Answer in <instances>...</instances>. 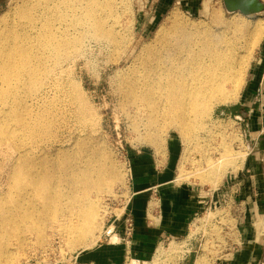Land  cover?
<instances>
[{"label":"bare ground","instance_id":"bare-ground-1","mask_svg":"<svg viewBox=\"0 0 264 264\" xmlns=\"http://www.w3.org/2000/svg\"><path fill=\"white\" fill-rule=\"evenodd\" d=\"M25 1L28 5L22 8L12 2L0 15V83L4 84L0 85V146L6 145L11 154H17L11 174L13 194L7 198L10 205L5 206L0 198V229L4 224L12 226L8 233L0 232V264H15L22 256L9 240L21 239L17 235L21 233L19 224L25 217L27 204L32 205L37 215L45 216L53 234L69 240L73 246H94L100 238L96 232L102 231L103 223L99 196L95 194L92 199L90 194L96 188L93 176L98 173L101 181H96L101 184L117 179L124 183L127 176L126 172L109 168L100 151L101 142L94 139H79L69 151L59 148L49 151L48 143L33 138L46 129L33 111L46 99L48 90L43 86L52 72L50 61L55 58L54 65H62L65 58L81 51L89 35L115 45L120 42V30L108 26L115 21L120 4H128V0ZM14 13L22 20L21 34L3 27L6 18ZM215 19L211 23L196 22L173 9L150 42L142 44L137 52L130 44L119 59H129L130 53L136 52L120 82L123 108L146 126L156 127L165 120V125L181 132L187 154L184 151L179 183L199 177L218 184L226 174L225 164L239 165L243 158L232 147L242 141L241 136L233 139L220 130L222 123L215 120L210 129L219 130L225 157L215 158L212 142H199L200 136H196L198 147L209 148L204 156L208 163L198 166L200 172L185 168L189 149L197 147L192 140L196 118L211 117L216 105L234 103L240 97L255 49L264 37L262 16L230 21L216 13ZM30 92L35 96L28 102ZM214 150L220 152L218 147ZM209 174L213 178L207 180ZM203 219L209 221L210 217ZM263 222L256 225L257 241L264 235ZM115 240L120 243L118 237L112 241ZM172 249H178L176 242L172 243ZM162 250L159 243L158 251ZM130 264L150 263L132 260Z\"/></svg>","mask_w":264,"mask_h":264},{"label":"rangeland","instance_id":"rangeland-1","mask_svg":"<svg viewBox=\"0 0 264 264\" xmlns=\"http://www.w3.org/2000/svg\"><path fill=\"white\" fill-rule=\"evenodd\" d=\"M261 1L264 2V0ZM12 2L19 8L28 5L25 0H0V15L9 9ZM173 9H177L184 18L204 23L216 21V13L230 21L264 17V11L252 15L230 12L223 0H210L207 3L206 0H128V4H120L116 15H114L115 21H111L108 26L111 30H120L121 40L117 43L120 46L110 43L107 39L89 35L81 51L65 58L62 65L55 66V58L50 61L52 72L45 79L43 86V89L48 90L46 99L33 111L35 117L46 125V129L44 133L34 136V140L48 143L46 146L49 151H54L57 148L64 151L72 150L79 139L81 141L88 139L99 141L102 146L101 154L108 160L109 168L119 173L126 172V182L123 183L122 180L117 179L113 182L104 181L101 184L98 183L101 176L98 173L94 174L93 185L96 188L90 194L92 199L95 194L99 196L97 202L103 228L101 232H96L100 238L98 243L91 247L73 246L69 240L53 234V230L45 223V216L37 215L32 211V205L27 204L25 217L20 220L19 224L21 233L17 235L21 239L13 237L9 240V243L19 248L22 255L15 264H20L29 258L33 259L36 264H94L86 262L85 255L105 250L110 238L105 239L104 235L111 220L128 211L126 207L130 198L128 190L136 169L134 168L135 160L142 158L141 156L134 157L136 151L143 153L145 163L153 165L155 169L163 165L166 156L167 158L169 155L177 156L178 175L184 151L187 154L180 130L174 126L165 125V120H161L156 127L154 125L146 126L144 122L135 119L123 108L120 94V82L126 73L125 68L132 61L141 45L153 39L157 27ZM21 21L20 16L14 13L6 18L3 27L12 28L21 34L24 31L19 24ZM261 42L255 49L250 67L246 72V79ZM130 44H133L136 52L130 51L132 55L129 59L122 58L119 61ZM42 69L44 70L43 65H41ZM0 85L4 84L0 83ZM28 95L30 96L28 102H30V99L35 95L33 92ZM229 104L231 103L216 105L211 117H197L192 127V134L194 133L192 140H195V144H197L196 136H200L199 142L210 140L208 142H212L211 149L214 157L224 158L225 152L222 149L219 130L214 132L210 129V125L215 124V120L220 121L222 123L220 130L231 135L233 139L237 135L241 136L242 141L236 142L232 147L233 151H239L243 158L240 159L239 165L225 164L227 166L226 174L218 184H215V180L204 181L199 177L183 180V182H190L199 188L204 208L192 218L187 232L180 238L184 245L189 243L192 250L191 255L184 262H180L182 258L180 255H167L164 258L165 262L161 264H224L228 259H235L237 252L245 253L249 243L247 236H251L255 228L253 225H248L243 228L244 230L242 229L244 232L242 233L239 231L240 227L237 226L236 218L240 212L237 197L245 186H247L246 200H258L260 204L259 212L262 215L260 220L257 219L255 222L264 221V174L263 182L258 175H254L256 173L253 171L247 172V176L244 175L247 162L255 151L249 153L253 142L250 137L244 134L245 130L242 125L233 119L232 115L220 113ZM159 130L161 132L158 136ZM164 139L166 142H163ZM203 142L202 145H205ZM162 144L164 145L161 146ZM216 147L220 149V152L214 150ZM208 149L201 145L198 147V144L196 148H190L189 156L186 155L188 158L185 168L200 172L198 166L208 163L204 159L205 151ZM262 158L264 159V155ZM15 160H17V154H11L6 145L0 146V198L5 202V206L10 205L7 198L13 194L11 174ZM208 172L209 170L204 171V173ZM176 178L178 180V176ZM211 178H213V174L207 176V180ZM222 189L224 190L222 191ZM249 190L251 191L248 192ZM158 205H160L159 197L156 196L152 201L150 200L147 208L148 216L155 222L161 217ZM204 217H210V220L206 221L203 219ZM197 219H200L196 223V227L199 229L195 230L196 227H193V224ZM10 227L12 226L4 224L0 232L6 234ZM132 238L130 239L132 240ZM163 239L164 237H160L158 242H155L153 253L147 251L144 254L133 249L134 242L131 246L128 243L124 245L122 242L123 247L125 246L130 251L128 259L123 264H130L132 260H146L150 264L152 262L156 264L160 261L162 254V251L157 249L158 243ZM163 241L162 245L165 243ZM110 242L109 246L115 249L116 240ZM255 242L258 241L255 240ZM240 258H246V255H242ZM248 263L264 264V253L255 262Z\"/></svg>","mask_w":264,"mask_h":264},{"label":"crops","instance_id":"crops-1","mask_svg":"<svg viewBox=\"0 0 264 264\" xmlns=\"http://www.w3.org/2000/svg\"><path fill=\"white\" fill-rule=\"evenodd\" d=\"M262 103H264V39L251 65L241 97L234 103L226 105L220 111L222 114L227 113L232 116L241 114L244 116L245 120L241 123L242 128L247 133V137L252 139L253 152L255 151L247 162L244 175L247 176V172L253 171V173H256L254 175L259 176L261 182H263L262 177L264 174V159L262 158L264 155V134L259 133ZM139 153L136 151L134 154V157L141 156L142 158L135 160L136 165L134 168L136 169L132 176L131 187L128 190L130 198L127 206L128 212H126L132 214L135 219L134 233L131 236L133 238L131 240V237L126 235L125 214L116 216L111 220L104 235L105 239L110 238L105 250L86 254V262L123 264L130 254L129 249L123 247V244L128 243L131 246L133 242L135 243L133 249L138 253L144 254L147 251L153 253L158 238L172 237L180 239L187 232L192 218L204 208V202L200 199L202 195L199 194V188L190 182H178L176 178L178 176L177 156L169 155V158L166 156L163 165L155 169L153 165L146 164L144 161L145 155L143 153L139 155ZM246 191L247 186L237 197L240 209L239 216L236 218L237 226L240 227L239 231L242 233H244L242 229L248 225H253L255 228L251 236H247L249 243L245 253L237 252L235 259L228 260L224 264H249L248 262H255L264 253V237L261 241L255 242L257 225L255 221L260 220L262 215L259 212L260 204L258 200H246ZM156 196L159 197L160 205L158 206L161 210V217L157 219V222L151 224L148 219L149 212L147 208L150 200L152 201ZM248 211H250V214ZM114 237L120 239V243L116 242V245L114 244L115 249L109 246ZM242 255H246L248 259H241Z\"/></svg>","mask_w":264,"mask_h":264},{"label":"built area","instance_id":"built-area-1","mask_svg":"<svg viewBox=\"0 0 264 264\" xmlns=\"http://www.w3.org/2000/svg\"><path fill=\"white\" fill-rule=\"evenodd\" d=\"M261 106H262L261 107L262 114L260 116L261 122H260L259 133L262 135V134H264V103H262ZM231 117H234L233 119H235L240 124L242 122H244V120H245L244 116H242L241 114H237V115H234V116H231ZM243 132H244V130H243ZM244 134L247 136V133L244 132ZM249 146H251V145H249ZM253 150H254V146L252 145L249 148V153L253 152ZM123 214H125V218H126V232H127L126 235L128 237H131L133 235V233H134V228H135L134 216L132 214L126 213V212L123 213ZM148 219H149L151 224L155 223V221L152 220V218L150 216L148 217ZM163 240L165 241V243L163 244V250H162V254H161V259L156 264H161V263L165 262V259H164L165 256H167V255L174 256V254L175 255H180L182 257L180 262H184L192 253V250L189 247V243L184 245L183 242H181V240L178 239V238L164 237ZM163 240H160L159 243H161ZM177 240H179V241H177ZM173 242L177 243L178 249H176V250L172 249V243ZM159 243H158V245H159ZM20 264H36V263H34L33 259L29 258V259L25 260L24 262H21Z\"/></svg>","mask_w":264,"mask_h":264},{"label":"water","instance_id":"water-1","mask_svg":"<svg viewBox=\"0 0 264 264\" xmlns=\"http://www.w3.org/2000/svg\"><path fill=\"white\" fill-rule=\"evenodd\" d=\"M230 12H242L252 15L264 11V2L261 0H223Z\"/></svg>","mask_w":264,"mask_h":264}]
</instances>
